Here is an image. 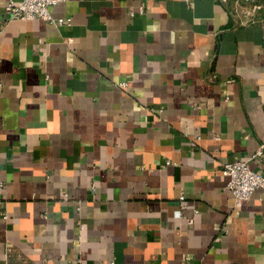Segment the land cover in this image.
<instances>
[{
    "label": "crops",
    "instance_id": "1",
    "mask_svg": "<svg viewBox=\"0 0 264 264\" xmlns=\"http://www.w3.org/2000/svg\"><path fill=\"white\" fill-rule=\"evenodd\" d=\"M259 4L246 25L219 0L4 24L0 264H264V191L235 205L222 173L264 176Z\"/></svg>",
    "mask_w": 264,
    "mask_h": 264
},
{
    "label": "built area",
    "instance_id": "2",
    "mask_svg": "<svg viewBox=\"0 0 264 264\" xmlns=\"http://www.w3.org/2000/svg\"><path fill=\"white\" fill-rule=\"evenodd\" d=\"M64 1L66 0H19L16 3L9 0L0 16V34L4 24L13 20L40 19L48 23L63 25L64 20L54 19L51 16L50 8ZM219 2L227 6L229 14L238 25L253 23L255 13L261 7L259 0H219ZM222 173L228 179L227 189L233 195L235 205L249 199L256 190L264 191V176L252 170L244 161L234 160L224 164ZM3 187V183L0 182V193Z\"/></svg>",
    "mask_w": 264,
    "mask_h": 264
}]
</instances>
